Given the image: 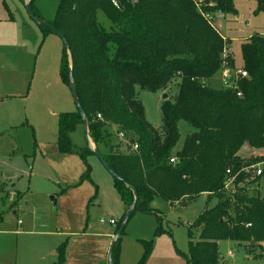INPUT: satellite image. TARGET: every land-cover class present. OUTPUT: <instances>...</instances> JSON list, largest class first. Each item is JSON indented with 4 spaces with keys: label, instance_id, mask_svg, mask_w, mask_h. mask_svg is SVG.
<instances>
[{
    "label": "trees",
    "instance_id": "trees-1",
    "mask_svg": "<svg viewBox=\"0 0 264 264\" xmlns=\"http://www.w3.org/2000/svg\"><path fill=\"white\" fill-rule=\"evenodd\" d=\"M234 1L204 0L205 5L212 3L205 9L236 15ZM256 2L257 12H264V0ZM29 8L42 19L34 0H29ZM98 11L109 20L108 26L99 21ZM44 21L47 24L39 23L44 36L54 32L67 40L72 76L64 43L61 76L68 85L74 84L87 133L96 148L109 167L136 190L133 212H156L150 204L155 196L181 205L207 194L216 197L217 203L205 208L188 226L186 264H229L219 251L224 240L262 247L264 196L250 192L247 186L251 179L246 181L243 174L238 181L244 185L230 194L224 189V178L228 168L235 173L257 159L240 158L238 152L244 143L264 148V34L255 32L241 44V68L247 76L241 77L238 88L232 90L211 84L225 61L229 67H236L231 42L191 0H139L125 3L121 9L109 0H61L54 19ZM175 80L177 85L171 93L168 88ZM138 88L166 91L160 126L147 120ZM58 117V150L77 153L86 166L82 178L90 179L87 157L95 153L89 145H76L71 136L77 130L86 135L81 113L76 107ZM180 120L188 122L194 131L174 152ZM111 126L123 132L130 144H137V150L121 151L122 143ZM113 179L126 213L134 193L121 180ZM125 213L117 222L116 233ZM123 233L124 229L116 245ZM116 245L112 264L117 262ZM145 245L137 264H145L152 250V241ZM59 252L62 259L64 245Z\"/></svg>",
    "mask_w": 264,
    "mask_h": 264
},
{
    "label": "rangeland",
    "instance_id": "rangeland-1",
    "mask_svg": "<svg viewBox=\"0 0 264 264\" xmlns=\"http://www.w3.org/2000/svg\"><path fill=\"white\" fill-rule=\"evenodd\" d=\"M60 1L34 0L43 21L54 19ZM234 6L237 14H224L221 18L217 17L216 27L226 40L229 39L231 42V55L236 67H241L243 65L241 44L247 36L255 32L264 34V12H257L256 0H235ZM27 13L33 24L26 29L29 41L27 49L25 46L21 47L23 61L18 75L10 80L6 72H4L5 76L0 75L2 83L0 84V100L6 99L4 105L0 104V124L5 123L7 126H12L0 135V178L7 182L6 193H9L7 199L4 198L6 200L4 206H0V230L26 227L31 219V212L26 207L27 202L29 206L35 204V207L31 208L37 210L36 216L39 221L46 219L47 215L55 226V215H58L62 223L69 216V211L66 210L57 209V211H50L51 214L48 215L42 209L45 203L53 207V201L50 199L53 193H46L48 187L45 186V181L39 177L37 179L36 176L32 179L35 174L30 172L31 163H33V173L39 168L42 151L51 152L49 145L56 141L59 113L76 110L70 85L61 76L63 41L62 37L54 32L44 36L39 22L35 21L28 11ZM97 15L99 21L105 26L109 25L110 22L102 11H98ZM19 18L17 27H25ZM219 75L217 73L215 79H212L213 86L222 87L218 80ZM176 85L175 80L169 86L168 91L173 93ZM137 90L145 107L147 120L152 125L160 126L161 104L164 95L167 94L166 91L150 92L139 88ZM16 106L18 110L14 112ZM178 128L179 140L174 152L182 148L186 136L194 131V128L185 120L179 121ZM71 136L76 145L85 144L82 130L73 132ZM41 140L46 145L41 144ZM90 140L93 146L92 139ZM261 153L264 154V148H253L248 143H244L239 150V156L242 159H247L252 154L257 156L253 162L259 161L258 159L262 157L259 156L262 155ZM94 157H87V162L92 169L90 179L81 176L85 172V163L79 155L76 159L79 161L77 163L81 171L80 169L78 171V166L77 172L70 171V168H75L76 164L67 163L65 165L68 166L70 172L78 176L77 183L66 197L71 198L72 202L79 206L73 214L76 215L77 224L87 223L98 231L115 232L116 228L108 222L103 223L104 226L101 227L100 218L115 217L120 220L124 207L113 186V175L100 160L97 161L96 168L93 163ZM7 170H9L7 176L12 178L11 181L6 179ZM11 172L15 174V177H12ZM261 182V180L252 181L251 179L247 187L250 192L264 196V181ZM52 187L56 192L59 190L56 185ZM76 194L78 199L75 197ZM216 203V197L209 198L205 194L198 196L190 203L177 206L170 205L164 198L155 196L150 204L157 210L156 213L135 210L128 219L124 233L117 241V245L116 242L114 244L117 252L116 264H137L144 253L146 241H152V250L145 264H186V255L189 253L188 226L195 222L205 208L212 207ZM19 220L22 224H19ZM160 226L161 230L158 231ZM5 238L8 236L0 233V258L7 252L10 245ZM19 239L18 262L29 264L30 244L34 236L19 235ZM111 243L106 254L95 253L91 259L81 264H96L95 259L99 257L105 258V261L109 263L108 254ZM219 247L221 257L229 264H264V244L262 247H250L248 244L224 240L220 242ZM101 248L105 252L106 245L103 244ZM228 251H231L232 255Z\"/></svg>",
    "mask_w": 264,
    "mask_h": 264
},
{
    "label": "crops",
    "instance_id": "crops-1",
    "mask_svg": "<svg viewBox=\"0 0 264 264\" xmlns=\"http://www.w3.org/2000/svg\"><path fill=\"white\" fill-rule=\"evenodd\" d=\"M27 2L28 0H0V73H1L0 75L5 76L6 74L9 80L15 78L18 75L19 68L23 61V57L21 55V47L25 46V49H27V43L29 41L28 32L26 29L29 25L31 26V24H33V21L28 16V13L25 8V4ZM19 17L23 21L22 23L23 26L25 27H17ZM4 72L6 73L4 74ZM0 84L2 83L0 82ZM5 102H6L5 98H2L0 100L1 105H4ZM16 110H18L17 106L14 112ZM11 127H12L11 125L7 126L5 123H1L0 135L4 134L5 131L7 132V130L10 129ZM110 129L112 130V132L116 131L115 126H111ZM82 133L85 139V144L81 146L89 145L88 142L86 141L87 138L86 135H84L83 131ZM57 135L58 134H56V141L55 142L53 141L49 145L51 152L48 153L42 151L41 152L42 158L40 159L39 168H37L35 170V173H33L32 170L33 163H31L30 172L32 171V174H35L34 176H32V179L36 176L37 179L39 177V179L45 181V186L48 187L46 193H53L52 194L53 196H50V199L53 201V207L45 203L42 209L45 210L48 215L51 214L50 211L51 212L57 211V209L69 211L68 219L62 223L59 220L58 215H55L56 216L55 226L53 223H51V220L49 219L50 217H48L47 215H46V219H43V221H39L36 216L37 210H32L31 208V207H35V204L29 206L28 204L29 202H27L26 207L31 212V219L29 223L26 224V227L25 228L17 227L15 228V230L12 229L0 230V233L6 234V236H8V238H5V240H7V242L10 243L7 252L0 258V264H21L20 262H18L17 259V255L19 254V252L17 251L18 243H19L18 241L20 240L19 235L34 236V239H32L30 244L31 252L29 253V257H30L29 264H81L83 261H86L89 258L91 259V257H93L95 253L102 252L103 254H106V251L108 250L110 243L114 240L116 231L115 232H111L109 230L98 231L95 230L92 226H90V224L87 223L77 224L75 222L76 215L73 214L74 212H76L79 206H76V204L72 202V199L67 198L66 195H69V191L72 190V188H74L75 184L77 183L76 182L78 177L77 174L72 173L70 171L77 172V166H78V171L79 169L81 171V168L77 163L79 162L78 159H76V157L78 156L77 153H62L58 150ZM40 143L46 145L42 140L40 141ZM90 147L91 149L95 147L94 142H93V146L91 144ZM121 151H127V149L122 146ZM25 156L28 155L25 154ZM89 156H95L93 163L97 168L98 166L97 161L99 160L98 157L95 154H91ZM254 156L255 155L252 154L250 157H254ZM67 163L76 164V166L75 168H70L69 171L68 166H65ZM8 171L9 170L5 172L6 176L8 174ZM11 174L12 177H15V174H13L12 172ZM6 179L11 181L12 178L7 176ZM261 181L263 182L264 178H262ZM6 185L7 182L3 181L2 178H0V187L3 190L0 192V200H1L0 206L2 207L6 202L5 200L7 199L6 197H8L9 195L8 192L6 193L7 191ZM53 185L58 186L59 190L57 192L56 190H54L55 188L52 187ZM95 186L97 188V185ZM113 186H114V182H113ZM4 193H6V195H3ZM13 195L15 197V193H13ZM20 195L21 193L19 192V196ZM75 197L78 199L77 194L75 195ZM170 205L177 206L179 204L170 203ZM123 207H124V211H123L124 214L125 213L124 204ZM111 218H115V217H110L109 219ZM115 219L117 220V222L119 221L118 218ZM58 223L60 224L58 225ZM103 223L105 222H101L100 224L101 227L104 226ZM19 224H22V221L19 220ZM112 226L116 228L117 225H112ZM101 244L106 245L105 252H103V249L101 248L102 247ZM62 245H64V253L61 259L59 249ZM95 262L96 264H110V259L108 263L105 261V258L99 257L95 259Z\"/></svg>",
    "mask_w": 264,
    "mask_h": 264
},
{
    "label": "built area",
    "instance_id": "built-area-1",
    "mask_svg": "<svg viewBox=\"0 0 264 264\" xmlns=\"http://www.w3.org/2000/svg\"><path fill=\"white\" fill-rule=\"evenodd\" d=\"M139 0H109L112 6L115 8L121 9L124 7L125 3H137ZM195 4L199 13L215 28L217 17H223L224 13L222 11H211L205 9L206 6L212 5V3L205 5L204 0H191ZM219 31V30H218ZM227 53V51L225 52ZM219 78L222 87L226 89L235 90L238 88V80L241 77L247 76V72L241 67L231 68L227 65V61L224 62V66L221 68L219 72ZM237 94L240 96L241 92L238 91ZM100 117V115H98ZM116 135L119 141L122 143V146L125 147L128 151L134 152L137 150V144H130L128 138L125 136L123 132H117ZM130 146V148H129ZM262 156L261 160L251 163L250 165L243 166L241 169L232 172L230 168L226 170L225 178H224V189L233 194L237 191V188L241 185H244L243 181H238V177L243 174L245 176V180L249 181L250 179H255L257 177L264 178V154L259 155ZM171 162L175 161V158L172 157L170 159ZM249 188V187H248ZM100 222H109L112 225H117V220L115 218L105 219L103 217L100 218ZM230 255H232L231 251H228Z\"/></svg>",
    "mask_w": 264,
    "mask_h": 264
},
{
    "label": "water",
    "instance_id": "water-1",
    "mask_svg": "<svg viewBox=\"0 0 264 264\" xmlns=\"http://www.w3.org/2000/svg\"><path fill=\"white\" fill-rule=\"evenodd\" d=\"M25 8L27 9V11L30 13L31 17L39 22V23H43V24H47L46 21H43L41 18L39 17H36L32 14V12L30 11V8H29V0L28 2L25 4ZM62 37V41L63 43L66 45V47L68 48V52H69V58H70V63H71V66H70V77L72 76V72H71V69H72V52L68 46V43H67V40L64 36H61ZM70 87H71V91H72V95H73V98H74V101H75V104H76V107L78 108L79 112L81 113L82 117H83V125H84V130L86 131V137H87V142L89 144V146L91 145V140H90V137L88 135V128H87V122H86V117H85V113L82 109V106L80 104V101L78 99V95H77V91L74 87V84L71 83L70 84ZM167 95L165 94L164 95V98H166ZM92 150L94 151L95 155L99 158V160L101 161V163L106 167V169L114 176L116 177L117 179L121 180L127 187L131 188L129 186V184L127 182L124 181V179H122L114 170H112L108 163L105 161L104 157L102 156L101 152L95 147L92 148ZM133 193H134V201L132 203V205L128 208V210L126 211L125 213V216H124V219H123V222L121 224V227L120 229L117 231V233L115 234V237H114V240L112 242V245H111V248H110V252H109V259H110V264H112V251H113V246L117 240V238L120 236L121 234V231L125 228V225L128 221V219L130 218L134 208H135V205H136V200H137V192L134 188H131Z\"/></svg>",
    "mask_w": 264,
    "mask_h": 264
}]
</instances>
